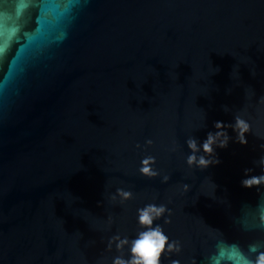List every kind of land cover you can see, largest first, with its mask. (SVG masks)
Returning a JSON list of instances; mask_svg holds the SVG:
<instances>
[{
  "label": "water",
  "instance_id": "1",
  "mask_svg": "<svg viewBox=\"0 0 264 264\" xmlns=\"http://www.w3.org/2000/svg\"><path fill=\"white\" fill-rule=\"evenodd\" d=\"M235 116L247 144L189 166ZM261 157L264 0H0V264L127 259L147 204L180 247L160 264H233L264 245Z\"/></svg>",
  "mask_w": 264,
  "mask_h": 264
},
{
  "label": "clouds",
  "instance_id": "2",
  "mask_svg": "<svg viewBox=\"0 0 264 264\" xmlns=\"http://www.w3.org/2000/svg\"><path fill=\"white\" fill-rule=\"evenodd\" d=\"M231 128L235 133L236 142L240 145H246V134L250 131V125L239 116L234 117V123L232 125H225L222 122H216L214 128L216 131L209 132L206 139L203 141L200 148L197 147V143L194 139L187 141V147L192 153L187 158L189 166L195 164L198 168H208L213 164H218L219 160L215 161L207 159L213 155V145L216 144L219 148L223 149L228 144V134L225 131L226 128ZM217 142H219L217 144ZM149 143H151L149 141ZM202 149L205 155L197 158L196 152ZM155 158L152 156L145 157L141 161L139 173L148 178H154L159 173L153 170L152 165L155 163ZM260 175H249L251 169L245 170V177L241 181V186L245 189L260 188L264 186V157H261L260 161ZM168 177L165 176L164 180L167 181ZM187 190V186H185ZM117 195L121 196L123 200H128L132 197V192L122 189L117 190ZM166 212L165 205L147 204L143 208L137 210L138 224L141 226L142 231H139L136 237L129 240L128 237L121 238L119 236L113 237L112 240L118 241L116 243L117 250H123L126 246L129 249L128 258L125 259L123 255H118L113 258L112 264H160L161 257L165 253H178L180 247L178 242H169L168 236L164 233L163 228L156 224L154 221L161 218ZM264 221V216L261 217ZM169 221H165L168 223ZM112 241L109 242L111 244ZM237 247L238 259L233 264H264V245L253 243L248 246V254L244 253ZM251 254V255H249ZM254 255V258H253ZM171 264H179L178 260L171 261Z\"/></svg>",
  "mask_w": 264,
  "mask_h": 264
}]
</instances>
